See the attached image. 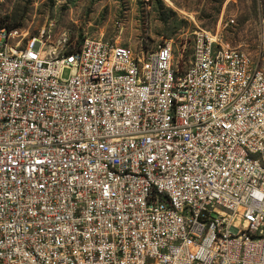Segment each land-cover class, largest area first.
<instances>
[{"label": "built area", "instance_id": "built-area-1", "mask_svg": "<svg viewBox=\"0 0 264 264\" xmlns=\"http://www.w3.org/2000/svg\"><path fill=\"white\" fill-rule=\"evenodd\" d=\"M53 35L0 25V264H264V18L184 71Z\"/></svg>", "mask_w": 264, "mask_h": 264}, {"label": "rangeland", "instance_id": "rangeland-1", "mask_svg": "<svg viewBox=\"0 0 264 264\" xmlns=\"http://www.w3.org/2000/svg\"><path fill=\"white\" fill-rule=\"evenodd\" d=\"M263 18L264 0H6L0 5V24L32 35L49 28L54 35L68 31L76 46L89 34L148 54L173 40L175 60L184 53L183 71L199 29L218 33L224 44L257 58Z\"/></svg>", "mask_w": 264, "mask_h": 264}, {"label": "trees", "instance_id": "trees-1", "mask_svg": "<svg viewBox=\"0 0 264 264\" xmlns=\"http://www.w3.org/2000/svg\"><path fill=\"white\" fill-rule=\"evenodd\" d=\"M0 25H2V24H0ZM3 25H6V24H3ZM16 27H18V26H13V27H10V28H16Z\"/></svg>", "mask_w": 264, "mask_h": 264}]
</instances>
